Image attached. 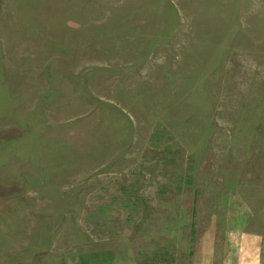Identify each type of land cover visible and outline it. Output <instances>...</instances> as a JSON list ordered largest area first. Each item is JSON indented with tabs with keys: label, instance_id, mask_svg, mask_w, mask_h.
<instances>
[{
	"label": "rangeland",
	"instance_id": "1",
	"mask_svg": "<svg viewBox=\"0 0 264 264\" xmlns=\"http://www.w3.org/2000/svg\"><path fill=\"white\" fill-rule=\"evenodd\" d=\"M0 264H264V0H0Z\"/></svg>",
	"mask_w": 264,
	"mask_h": 264
}]
</instances>
